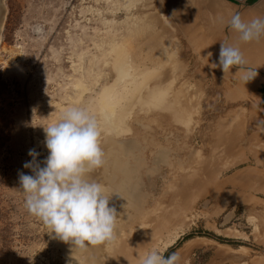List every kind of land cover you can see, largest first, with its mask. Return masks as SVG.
Returning a JSON list of instances; mask_svg holds the SVG:
<instances>
[{
	"label": "rangeland",
	"instance_id": "obj_1",
	"mask_svg": "<svg viewBox=\"0 0 264 264\" xmlns=\"http://www.w3.org/2000/svg\"><path fill=\"white\" fill-rule=\"evenodd\" d=\"M238 1L0 0V264H264V32L231 27L264 21V0ZM222 42L245 62L226 74ZM69 107L98 122L86 178L118 214L115 239L85 249L28 212L19 179Z\"/></svg>",
	"mask_w": 264,
	"mask_h": 264
},
{
	"label": "clouds",
	"instance_id": "obj_2",
	"mask_svg": "<svg viewBox=\"0 0 264 264\" xmlns=\"http://www.w3.org/2000/svg\"><path fill=\"white\" fill-rule=\"evenodd\" d=\"M231 27L247 42L264 32V21L257 19L245 24L237 13L232 17ZM36 31L40 29L37 27ZM244 63L239 49L222 42L218 66L225 74ZM255 73L248 69L243 77L245 83L254 78ZM43 127L48 156L39 162L40 153L29 150L33 159L24 167L31 169L34 175L20 173L19 177L26 209L50 229L49 234L54 233L75 248L112 242L117 210L109 206L104 186L86 178L104 164L101 130L96 118L86 109L69 107L58 122ZM179 260L177 252L165 257L153 250L142 264H178Z\"/></svg>",
	"mask_w": 264,
	"mask_h": 264
},
{
	"label": "bare ground",
	"instance_id": "obj_3",
	"mask_svg": "<svg viewBox=\"0 0 264 264\" xmlns=\"http://www.w3.org/2000/svg\"><path fill=\"white\" fill-rule=\"evenodd\" d=\"M224 1H228V0H224ZM229 2H230V1H229ZM229 5H230L229 7H231V4H229ZM232 7H233V6H232ZM232 7H231V8H232ZM232 9H234V8H232ZM248 11H249V9H248ZM0 12H1V11H0ZM246 12H247V11H246ZM232 13H233V12H232ZM253 14H254V13H253ZM240 15H241V14H240ZM257 15H258V14H257ZM220 16H221V15H220ZM205 17H206V16H205ZM208 19H209V18H208ZM208 19L205 20L204 23H206L207 21L211 23V22H215V20H216V19H214V18H212V17H211L209 20H208ZM211 19H212V20H211ZM203 21H204V20H203ZM216 22H217V23H220V24H221V23L223 24V23H226V19H225L223 16H221V18H219V20L217 19ZM215 26H216V25H215ZM122 79H123V78H122ZM259 183H260V182H259ZM259 183H258V184H259ZM258 184H257V188L259 189L260 192L264 193V182H262V184H261V183H260L259 185H258ZM231 197H232V196H231ZM243 235H244V234H243ZM243 237H244V236H243Z\"/></svg>",
	"mask_w": 264,
	"mask_h": 264
},
{
	"label": "water",
	"instance_id": "obj_4",
	"mask_svg": "<svg viewBox=\"0 0 264 264\" xmlns=\"http://www.w3.org/2000/svg\"><path fill=\"white\" fill-rule=\"evenodd\" d=\"M234 4H237V5H242L241 2H239L238 0H228ZM261 0H245V5L246 6H253L257 3H259Z\"/></svg>",
	"mask_w": 264,
	"mask_h": 264
},
{
	"label": "trees",
	"instance_id": "obj_5",
	"mask_svg": "<svg viewBox=\"0 0 264 264\" xmlns=\"http://www.w3.org/2000/svg\"><path fill=\"white\" fill-rule=\"evenodd\" d=\"M171 253H172V251L166 253L164 256L167 257V256H168L169 254H171Z\"/></svg>",
	"mask_w": 264,
	"mask_h": 264
}]
</instances>
